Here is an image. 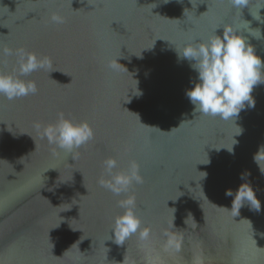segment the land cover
Wrapping results in <instances>:
<instances>
[{
	"label": "water",
	"instance_id": "obj_1",
	"mask_svg": "<svg viewBox=\"0 0 264 264\" xmlns=\"http://www.w3.org/2000/svg\"><path fill=\"white\" fill-rule=\"evenodd\" d=\"M225 25L264 62V0L242 9L229 0H0V49L50 61L20 77L35 81V95L0 97V264H264V162L260 171L253 160L264 145V83L234 122L194 114L185 92L197 74L175 51ZM17 67L16 55L0 53V71ZM58 113L93 131L71 155L43 136ZM109 158L114 173L135 161L143 183L114 195L100 183ZM243 183L259 211L232 208L225 193ZM128 195L141 229L117 245V202Z\"/></svg>",
	"mask_w": 264,
	"mask_h": 264
},
{
	"label": "clouds",
	"instance_id": "obj_2",
	"mask_svg": "<svg viewBox=\"0 0 264 264\" xmlns=\"http://www.w3.org/2000/svg\"><path fill=\"white\" fill-rule=\"evenodd\" d=\"M229 2L232 7L239 9L248 4V0H229ZM51 20L58 24L64 22L63 17L57 14H53ZM217 29L221 27L214 29L213 35L207 41L189 43L182 46L179 51H175L178 60L188 61L190 69L197 74L195 81L190 80L192 87L185 92L187 99L193 105V113L234 122V118L239 116L246 105L249 108L255 106L251 93L254 86L264 83L262 79L264 62L232 26H223L222 35H216ZM0 53L4 56L16 55L18 65L15 69L18 75L0 71V97L14 100L35 95L38 91L35 81H25L20 77L50 66V61L46 58L41 59L35 53L23 48H18L15 52L9 48H3L0 49ZM137 93V95L140 94ZM237 128L238 135L242 134L243 129L238 126ZM43 136L49 143L55 144L60 150L71 155L74 149L93 139V131L87 123L76 124L65 118L63 113H58L56 123L46 126ZM234 141L233 145L237 143L236 140ZM233 145L230 151L227 150L230 154H234ZM253 160L260 169V163L264 162V145L258 148ZM103 163L105 175L109 179L101 180L100 183L114 195L127 194L134 184L143 183L139 166L135 161L129 162L127 170L115 173L113 170L118 167L116 159L109 158ZM261 173L264 174L262 171ZM204 174L206 176V173ZM246 175L250 174H242L241 179ZM225 195L233 197L232 208L235 207L237 214L245 201L252 209L260 210V202L248 183L241 184L235 193L227 190ZM117 203L125 211L115 218L110 237L117 245H122L126 239L141 229V220L134 211L136 206L134 196L128 195L126 199L119 200ZM140 236L141 239L146 240L149 237V230L144 229L140 232ZM167 244L170 248H179L175 239H169Z\"/></svg>",
	"mask_w": 264,
	"mask_h": 264
}]
</instances>
